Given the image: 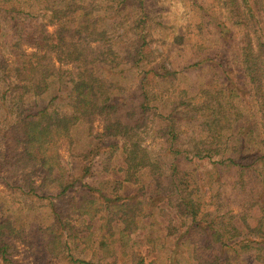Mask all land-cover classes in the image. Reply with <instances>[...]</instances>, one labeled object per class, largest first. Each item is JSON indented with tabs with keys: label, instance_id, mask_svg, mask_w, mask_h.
Returning <instances> with one entry per match:
<instances>
[{
	"label": "trees",
	"instance_id": "1",
	"mask_svg": "<svg viewBox=\"0 0 264 264\" xmlns=\"http://www.w3.org/2000/svg\"><path fill=\"white\" fill-rule=\"evenodd\" d=\"M30 2L44 6L51 32L31 20ZM240 2L247 4L246 0ZM127 3L128 0H0L2 185L23 198L48 201L52 223L35 231L45 242L63 237L65 251L70 250V241L75 247L77 242L84 249L93 248L89 249L93 256L100 255L92 261L75 260L78 264H101L105 258L113 260L108 264H114L117 256L124 257L128 264H156L155 259L145 261L129 245L133 243L131 235L145 230L144 220L148 227L162 223L167 238L189 241L187 257L192 264H264V151L259 148L264 143V130L248 129L254 149L243 158L236 159L242 154L239 148L232 154L234 157L224 156L219 149L221 134L229 123V112L238 113L231 104V99L237 97L233 90L226 88L228 96L222 98L224 90L216 85L223 82L222 78L229 80L223 64L204 66L209 69V78L198 85L202 103L187 106L181 101L179 105L184 110L176 112L174 102H170L168 112L163 113L155 105L156 94L147 90V80L158 77L170 82L172 78L177 80L176 73L147 61L144 49L135 45L136 40L129 45L133 48L132 63L140 69L138 88L131 96H124L113 75L117 67L114 41L118 38H113L111 25H122L118 21L126 17ZM139 23L137 18L129 25L123 21L122 33L134 32ZM243 45L232 63L260 92L264 44L256 40ZM203 61L206 60L195 59L187 68ZM172 93L181 98L186 92ZM187 108L197 112V122L205 136L189 148H182L176 120L178 115L184 117ZM98 121L100 132L92 134L91 126ZM147 124L153 128L150 133L160 139L162 148L157 154L141 144L140 136ZM79 130L86 139V152L73 156L77 168L78 162L84 163L76 178L61 162L60 148L75 147ZM103 142L108 145L99 152ZM115 154L119 158L117 166L110 164ZM93 157L100 159L101 171H110L112 177L93 188L85 187L77 199L67 201V214L62 216L54 203L62 201L88 175V162ZM191 158H219L217 166L232 168L234 180L228 188L233 194L223 198L224 192L213 188L219 183L212 181L207 190L210 208H205L200 186L178 168V159ZM241 160L248 162L238 163ZM129 186L136 187L135 195L125 193ZM145 234L144 245L148 251L154 250L157 237ZM14 239L24 242L22 228L15 218L10 220L8 205L3 201L1 264L14 263L10 242Z\"/></svg>",
	"mask_w": 264,
	"mask_h": 264
},
{
	"label": "rangeland",
	"instance_id": "2",
	"mask_svg": "<svg viewBox=\"0 0 264 264\" xmlns=\"http://www.w3.org/2000/svg\"><path fill=\"white\" fill-rule=\"evenodd\" d=\"M246 1L247 4L243 5L240 0H128L129 7L126 10V17L118 21L122 22V25L117 27L111 25L113 38H118L114 41L117 67L113 75L124 96L129 97L137 90V76L140 70L132 63L133 48L129 45L130 41L136 40L135 45L144 49L143 55L151 64L164 65L169 72L176 73L177 80L172 78L170 82H164L158 77L147 80V90L156 94L158 99L155 105L163 113L168 112L170 102H174L176 112L184 108L183 105H179L181 101L187 106H198L202 103L203 95L198 93V85L206 83L209 78V69L204 66L223 64L228 72L229 80L225 81L222 78L224 83L218 82L216 85L218 84V88L224 90L222 98L228 96L226 88L233 90L236 94L234 96L237 97L231 99V104L238 114H233V111L229 112L227 117L229 123L221 134L219 149L224 156H228L236 154L235 151L239 148V154L240 152L242 154L236 158L237 160L243 158L248 150L254 149L249 142L253 137L248 136V129L251 128L255 132L257 129H259L258 132L264 130V78L259 81L260 92H256V88L248 83L238 71L239 69H235L236 63H232L231 60L238 54L239 48H244V42L253 44L259 40L264 44V0ZM29 7L33 13L31 20L45 25L46 32H51V27L47 26L48 13L44 6L30 2ZM246 7L250 10L251 15L249 16ZM134 18L140 20L137 29L134 32L125 30L126 33H122L123 21L124 24L129 25L132 24ZM195 59L196 62L200 59L206 61L199 63L197 67L187 68ZM61 69H66V67ZM180 90H185L186 93L183 97L177 98L172 91L179 92ZM135 96L136 93L133 100ZM196 113L187 108L186 113H183L184 117L177 116L176 124L179 126L182 148H189L188 145L192 146L205 136L199 128ZM190 115L195 116L188 119ZM100 125L99 121L92 124V134L100 132ZM151 125L156 127L153 123ZM151 125L147 124L145 131L141 133V144L150 153L157 154L162 145L160 139L150 133L153 129ZM190 139L192 140L189 141ZM76 140L75 147L61 146L60 158L71 175L77 178L81 174L80 166L84 163L80 165L78 162L79 167L77 168L73 156L86 152V139L82 130L76 132ZM106 145L108 144L105 142L101 143L99 152L104 150ZM259 148L263 152L264 143ZM217 160L219 158L178 159L180 171L190 174L193 181L200 186V199L205 204V208H210L208 203L211 202L207 190L212 181L219 183L213 188L217 187L219 191H223V198H226L229 193L233 194L228 187L232 184L235 173L232 168L226 169L219 164L217 166ZM99 161L100 159L91 158L88 162L91 166L88 175L77 182L74 189L69 191L62 201L54 203L53 206L62 216L67 214V201L71 198L77 199L86 191L85 187L93 188L103 179L112 177L110 171H101ZM247 162V160L238 161L241 164ZM118 163L119 158L115 154L110 164L117 166ZM109 168L112 169L111 166ZM125 190L126 194L135 195L136 187L129 186ZM3 201L5 205H8L10 220L15 218L16 222L21 225L24 238V242H19L18 239L10 241L13 246L11 254L13 264H78L75 260L99 259V254L93 256L92 251L89 250L93 248L84 249L83 245L77 242L75 247L68 241L70 250L65 251L63 237L45 242L44 238L35 232L37 228H44L52 223L53 216L47 200L39 197L23 198L16 192L6 189L0 181V205ZM158 222L148 227V221L144 220L145 230L130 237L133 242L132 244L129 242L131 250L143 256L145 261L155 259L156 264H192L187 257V253H190L189 241L181 237H165L163 224ZM174 224L178 226L176 222ZM145 233L152 234L151 238L154 235L157 237L154 250L148 251V247L144 245L142 236H147ZM124 260V257L117 256L114 264L129 263ZM112 261V259L105 258L102 259L101 264L105 262L108 264Z\"/></svg>",
	"mask_w": 264,
	"mask_h": 264
}]
</instances>
